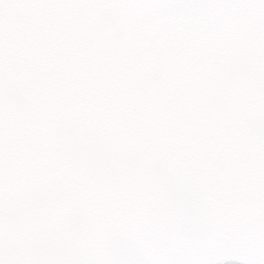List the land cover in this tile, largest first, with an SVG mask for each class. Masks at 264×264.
Segmentation results:
<instances>
[{
	"label": "snow or ice",
	"instance_id": "6c2138e0",
	"mask_svg": "<svg viewBox=\"0 0 264 264\" xmlns=\"http://www.w3.org/2000/svg\"><path fill=\"white\" fill-rule=\"evenodd\" d=\"M0 264H264V0H0Z\"/></svg>",
	"mask_w": 264,
	"mask_h": 264
}]
</instances>
